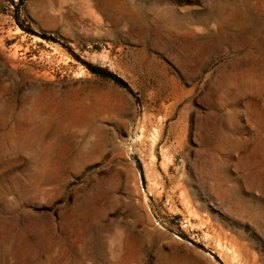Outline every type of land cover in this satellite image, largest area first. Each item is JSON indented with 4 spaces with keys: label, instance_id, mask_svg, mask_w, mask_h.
<instances>
[{
    "label": "rangeland",
    "instance_id": "rangeland-1",
    "mask_svg": "<svg viewBox=\"0 0 264 264\" xmlns=\"http://www.w3.org/2000/svg\"><path fill=\"white\" fill-rule=\"evenodd\" d=\"M0 264H264V0H0Z\"/></svg>",
    "mask_w": 264,
    "mask_h": 264
},
{
    "label": "trees",
    "instance_id": "trees-1",
    "mask_svg": "<svg viewBox=\"0 0 264 264\" xmlns=\"http://www.w3.org/2000/svg\"><path fill=\"white\" fill-rule=\"evenodd\" d=\"M84 64L93 73H96V74H99V75H103V76H107V77H111V78L115 79L117 82H119L121 84H125V82L122 79H120L119 77H117L116 75H114L113 73H111V72H109V71H107L105 69H102V68H99V67H95L94 65H92L91 63H88V62H84ZM198 246L202 247L201 245H198Z\"/></svg>",
    "mask_w": 264,
    "mask_h": 264
},
{
    "label": "bare ground",
    "instance_id": "bare-ground-1",
    "mask_svg": "<svg viewBox=\"0 0 264 264\" xmlns=\"http://www.w3.org/2000/svg\"><path fill=\"white\" fill-rule=\"evenodd\" d=\"M138 1V0H137ZM151 2V1H150ZM134 3V2H133ZM125 3H123V5H124ZM149 4V3H148ZM126 5V4H125ZM139 5H140V7L141 8H143V3L142 2H139ZM146 5V4H145ZM123 7V6H122ZM144 7H146V6H144ZM137 8V7H136ZM138 10V9H137ZM143 13V12H142ZM76 148V147H75ZM59 149V148H58ZM59 151V150H58ZM74 150H72V152H73ZM51 156V155H50ZM68 157V156H67ZM67 159V158H66ZM61 172V171H60ZM59 183V182H58ZM65 183V182H64ZM47 185V184H46ZM64 188V187H63ZM60 190V189H59ZM60 191H62V189L60 190ZM63 194V193H62ZM40 196V195H39ZM64 196V195H63ZM62 199V198H61ZM47 203H48V201H47Z\"/></svg>",
    "mask_w": 264,
    "mask_h": 264
}]
</instances>
